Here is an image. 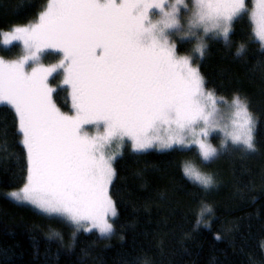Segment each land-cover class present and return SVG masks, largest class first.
<instances>
[{"label": "snow or ice", "instance_id": "1", "mask_svg": "<svg viewBox=\"0 0 264 264\" xmlns=\"http://www.w3.org/2000/svg\"><path fill=\"white\" fill-rule=\"evenodd\" d=\"M182 9L190 34L225 39L249 11L245 0H192L191 7L184 0H49L38 23L5 37L25 49L15 62L0 59V105L14 110L27 154L26 183L12 198L107 235L109 217L117 216L109 195L113 163L122 154L109 152L114 142L130 141L137 153L196 145L207 162L217 155L209 138L220 132L226 142L255 150L249 105L236 95L230 123L223 121L227 101L206 90L199 68L177 55L170 36L184 27ZM250 19L264 42V0H255ZM49 50L60 59L44 66L41 53ZM197 51L202 57L203 47ZM57 73L71 90L72 114L54 102L49 79ZM183 171L205 189L214 184L191 164Z\"/></svg>", "mask_w": 264, "mask_h": 264}, {"label": "trees", "instance_id": "2", "mask_svg": "<svg viewBox=\"0 0 264 264\" xmlns=\"http://www.w3.org/2000/svg\"><path fill=\"white\" fill-rule=\"evenodd\" d=\"M48 3L0 0V57L20 55L18 47L4 46L1 33L34 23ZM206 44L194 62L205 89L230 101L239 95L249 105L255 150L220 148L214 138L217 155L205 162L195 148L137 153L125 144L110 189L117 211L111 236L8 197L26 183L27 154L14 110L0 105V264H264V47L249 12L227 39L211 36ZM54 100L72 112L65 90ZM187 164L214 184L205 189L187 177Z\"/></svg>", "mask_w": 264, "mask_h": 264}, {"label": "rangeland", "instance_id": "3", "mask_svg": "<svg viewBox=\"0 0 264 264\" xmlns=\"http://www.w3.org/2000/svg\"><path fill=\"white\" fill-rule=\"evenodd\" d=\"M174 2H175V0H169V3H174ZM184 2H185L186 4H188L189 7H191V5H192V0H184ZM249 3L251 4V8L248 7V4H249ZM245 4H246V8L249 10L248 12H249V15H250L251 10L255 7V0H245ZM156 18H159V17L157 16ZM250 20H251V19H250ZM38 22H39V18H38L37 21H35V22L32 23V24H35V23H38ZM234 22H235V21H234ZM234 22H233V24H232L231 31H232V29H233ZM180 23L184 26L183 29H181V30H175V31L173 32V34L170 36V40H171L172 43H174V44L176 45V53H177V55H178V56H181V57H183V56H187V57L190 59V61L192 62V66H193V67H196L197 65L194 64V62H195L196 60H198L199 58H202V57H203V56L201 57L200 52H198L197 49L203 47V50H204V51H203V55H204V53H205V51H206V48H207V44H206V43H207L208 39H209L211 36H214V37H222V38H224V37L221 36V35H218V34H216V33H208V34H204L202 31H199V30L197 31L196 35H192V34H190L189 31L187 30V26L191 23V21H190V16H189V15H183V9H182V17H181ZM25 27H26V26H25ZM253 27H254V25H253ZM14 31H15V30H14ZM14 31H12V32H3V33H1L2 41H3L4 46H16V47H18L19 50H20V55H19L16 59H11V60H10V59H7V58H2V57H0V59L4 60L6 63L15 62V61L21 59V58L23 57V55L25 54V49H24V46H23L22 41H12L10 44H5V43H4L5 37H7L9 40H11V36H12V34L14 33ZM231 31H230V33H231ZM230 33H229V35H230ZM256 38H257V37H256ZM224 39H225V38H224ZM257 39H258V38H257ZM258 41H259V42L263 45V47H264V42H261L259 39H258ZM180 47H181L182 50H183V53H182V54H179V52H178V49H179ZM188 51H189L190 53H187ZM50 58H51L52 60H54V59H56V58H58V59H57L56 61H49ZM40 59H41V63L44 64V66H49V65H52V64L58 63V61H59V59H60V56H59V54H57V53H55V52L49 50V51H46V52H44V53H41V57H40ZM47 62H52V63H47ZM49 83H50V86H52L53 88H56L57 91H58L59 89H63V90H65V92L67 93V96H68V98H69V102H70V105H69V106H70V111H72V107H71V94H70V93H71V90H70V88H68L67 85H64V84H63V76H62V74H59V73L54 74L52 77H50V79H49ZM55 83H56V84H55ZM57 91H56V92H57ZM56 92H55V93H56ZM55 93L53 94V99H54ZM226 101H227V103L221 106V113H220V115H221V118H222L223 121H228V122L230 123V120H231V118H232V111H233V110H232V101H230V100H226ZM54 102H55V100H54ZM55 103H56V102H55ZM57 107H58V106H57ZM59 108H60V107H59ZM61 111H62V110H61ZM63 112H64V111H63ZM68 114H72V112H70V113H68ZM90 130H91V132H92L93 134L95 133V129H94V128H90ZM254 134H255V128H254ZM214 138H215L216 140L219 141L220 148L225 147V146H227V145H230V146H236V147H243V148H245L243 145H234V144H232L230 140H227V142H226V140H225L223 134L220 133V132H215V133H213V134L210 136V138H209L211 144L213 145V147H214V144H213ZM186 143L191 144V139L189 138V139L186 141ZM125 144H130V145H131L130 141H125L124 144H123V146H122L120 143L114 142V143L110 146V148H109V152L112 153V154H115V153H118V152L122 153V149L124 148ZM174 148L184 149V148L179 147V146H174ZM191 148H195V149L198 150V146H196V145H192ZM215 148H216V147H215ZM150 150H156V151H167V150H170V149H161V148H159V147H155V148H153V149H149V150H147V151H150ZM184 150H186V149H184ZM147 151H145V152H147ZM198 152H199V150H198ZM120 155H121V154H120ZM120 155H118L117 158H118ZM117 158H116V159H117ZM214 158H215V157H213L212 160H213ZM116 159H115V160H116ZM210 161H211V160H210ZM207 162H209V161H207ZM114 163H115V161H114ZM114 163H113V167H114ZM191 165H193V164H191ZM193 166H195V165H193ZM195 167H196V166H195ZM196 168H197L199 171H201L198 167H196ZM201 172H202V171H201ZM202 173L205 174L204 172H202ZM205 175H209V176H210V174H205ZM114 178H115V176H114ZM114 178H113V180H114ZM190 179H191V178H190ZM112 183H113V181H112ZM197 183H198V182H197ZM111 185H112V184H111ZM111 185H110V187H109V195H110ZM210 187H211V186H210ZM10 194H11V193L8 194V197H9L12 201H14L15 203L29 205V206L34 207L35 209H37L39 212L43 213L40 209L36 208L35 206H33V205H31V204H28V203H26V202H19V201H16L14 198L11 197ZM110 196H111V195H110ZM43 214H46V213H43ZM46 215H49V214H46ZM50 216H54V215H50ZM114 220H115V217H114V218L109 217V222L112 223V225H113ZM87 226L90 227V225H87ZM92 231H97V232L99 233V231H98L97 229H92L91 231H86V232H92ZM113 231H114V227H113ZM113 231H112V233L107 234V235H104V236H111V235L113 234Z\"/></svg>", "mask_w": 264, "mask_h": 264}]
</instances>
